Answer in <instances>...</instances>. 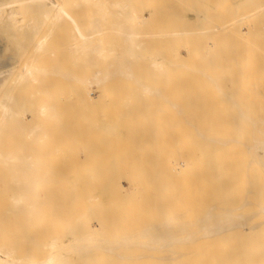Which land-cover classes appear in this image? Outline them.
Instances as JSON below:
<instances>
[{
  "label": "rangeland",
  "instance_id": "obj_1",
  "mask_svg": "<svg viewBox=\"0 0 264 264\" xmlns=\"http://www.w3.org/2000/svg\"><path fill=\"white\" fill-rule=\"evenodd\" d=\"M80 1L74 7L79 9ZM72 2H70L69 7H73ZM128 2L130 3L129 8L133 10L129 12V20L121 19L115 13V22L125 21L133 40L125 41L117 34V27H115V58L97 59L93 66L89 65L88 62L82 63L81 61L80 64L84 65L83 68L77 60L75 67V64H72L75 63L73 61L74 56L71 55V61L69 56L71 52H68V50L70 51L71 43L69 41L71 39L70 35L66 34L67 27L63 24L64 29L61 26L57 29L56 34L58 35L53 36L50 41L53 42L55 38V45L58 43L56 47L60 49L59 44L61 47L62 44L59 42H62L64 38L60 39L59 30L66 31L63 33V35L65 34L63 37L66 38L67 35L69 41L66 39L63 43L64 46L65 44L70 45L69 49L66 47L69 55L60 49V54L63 51L62 54L64 55L58 56L59 49L56 51L54 45L51 50L56 51L55 55L58 52L57 57L52 54L53 52L51 54L54 58L59 57V62L64 56L67 63L60 62L61 67L64 63L63 70L59 67L60 70L57 71L54 68H56L55 65L58 60L55 65V59L52 60L53 64H49L51 76L54 75L53 79L51 78L53 81L52 91L49 90L51 87L48 88L52 95L51 93L50 95L47 94L46 88L44 92L47 95L42 96L45 99H41L40 96L43 91L39 94L36 93L37 97L39 96L38 101L40 99L41 101L49 100L52 110L57 113V115L54 113L55 117L57 116L58 119L56 120L54 117L52 120H49L50 117H47L48 119L43 118L42 121L45 122L42 134L45 132V136L43 138V135L40 134L42 140L39 137L40 140H37L38 135L34 136L37 141L33 137H25L24 128L28 124L34 123L33 119L28 120L29 117L32 118L34 109L29 112L28 109L31 107L24 106L22 108L28 112L24 115L26 118L21 120L20 125H17L18 128L12 126L7 130L4 146L5 150L9 148L11 151L19 148L20 152L23 145H25V149L28 148L26 141L33 142L35 148L29 144L31 147L29 150H34L35 154L33 155V152H29V154H32L34 158L29 156L33 159L39 157L43 162L41 165L39 163L40 166L36 163L38 165L36 169L43 165L41 168L44 169L45 167V170L49 171L50 177L60 179L59 181L56 179L57 183L59 182L61 186L66 184L62 188L68 190L66 193L68 194L66 198L68 202L71 197L73 203L74 195H71V190H74V194L78 196L75 197L73 208L70 202H65L67 205L61 204L64 206V210L70 211L67 213L72 217L68 220L69 216L63 212L65 216L67 215L65 217L66 222L76 228V225L81 223L79 220L82 217L86 219V215L90 211L88 217L92 215L93 218L91 217V220L87 218L89 220L85 221L82 218V221L85 222V225L87 221L94 230L96 229L97 237L109 238L108 240L105 238L106 240L104 239L102 242L106 241L103 247L105 248L107 245L106 248L110 251L112 249L114 251L113 247L115 246V239H113L115 236L112 233L117 234L114 232L116 228L119 229H117L118 233L121 230V225L115 223L116 220L123 223L124 227L120 233H124V235L131 227L129 238L133 237L135 231L140 230V232L144 231L147 234L149 232V235L150 232L157 233V239L155 234H152L153 240L161 242L162 236L163 239L164 236L168 237L169 232L174 237L176 233L182 232L183 219H186V215L190 211H192L191 217L189 216L191 219L192 217L210 216L215 202L213 189L221 170L225 172L222 171L220 175H224L226 170H231L230 173L240 170L239 173L244 175L249 173L247 169L253 173L262 169L264 171V0H128ZM77 4L79 7L76 6ZM82 5L87 8L86 4ZM69 7L68 10L73 14L75 12V10L73 12L74 7ZM83 9L81 6L79 14H82ZM87 9L89 11V6ZM84 12L81 16L82 19L84 14L87 15ZM75 15L74 13L73 16ZM82 19L79 21L82 22ZM76 20L78 19L76 18ZM30 22L29 20L27 23ZM81 25L84 24L81 23ZM0 33L4 35V29ZM67 42L69 43L67 44ZM3 43V53L6 58L9 51L5 49V40ZM63 48L65 49V47ZM26 57L27 54L21 55L19 60L21 59L23 62ZM11 59V66L16 67L19 62L18 59L13 57ZM43 63H41L42 66H45L44 60ZM57 65L59 66V64ZM52 70L57 71V75L54 72L52 74ZM11 80L12 77L8 76L4 87L0 90V96L6 86L12 85L13 81ZM23 91L28 98L29 92ZM23 91H20V96ZM25 96L23 95V97ZM34 108L36 109V107ZM37 118L36 114L34 120ZM20 132L23 134L22 136ZM38 153L41 157L38 156ZM36 154H38L37 157ZM94 170L95 174L93 173ZM97 170L101 174L102 179L98 176L101 182L97 181V175H99ZM257 173L253 174L254 177ZM85 176L86 178L92 176L89 180L93 179L89 182L87 178V182H85ZM68 183L69 185H67ZM112 183L117 188L118 186L124 188L120 190L119 187L121 192L117 196L114 192L116 187ZM223 183V185L227 184ZM59 184L57 186L60 188ZM92 184L96 188L92 187ZM102 184L105 185V191ZM106 189L110 193L108 192L103 196ZM85 191L89 192L88 195L87 193L83 195ZM123 192L125 196L129 195V198L126 196L127 200L129 199L127 211H124L127 207L123 202L126 197L122 195L120 199H124L121 201L118 199L119 194H123ZM90 195L91 197H89ZM130 196H132L131 200ZM88 198L92 203L88 202ZM107 199L108 202H106ZM113 201L116 202L117 210ZM130 201L132 203L129 205ZM136 203L142 205L134 206ZM5 204H0V207L5 209ZM95 204L98 205V208ZM100 204L106 212L102 210L103 208L101 209ZM137 206L138 209H136ZM65 207L67 208L65 209ZM79 207L80 213L77 211ZM144 207H149L150 211L145 210L148 214L144 212ZM133 208L136 211L139 210L138 214ZM2 209L0 210V225L3 223L1 228L5 226L4 218L5 220L8 219L5 224L9 221L14 222L13 219L10 218V220L9 216L3 213ZM54 209H56L55 206ZM92 209L95 210L94 213L97 212L96 214L99 215V221L96 219L98 217L96 214H91ZM73 210L75 211L74 214ZM85 210L86 213H84ZM97 210L99 212L101 210V212L99 213ZM113 211L115 221H112V217L109 221ZM129 211L132 212L131 216ZM76 213L83 215H80L78 218H81L78 219ZM58 215H55V219ZM135 215L136 217H134ZM138 215L142 218L139 217L138 219ZM2 216L3 219H1ZM19 216L17 215V222L13 223L15 227L12 224L9 225L13 229L8 228L9 223L4 227L8 232L11 231L10 234L15 232L14 229L20 230L18 234L22 232L20 225L17 226L21 222ZM63 217L61 216L62 223L65 222ZM23 218L24 216H22V220ZM190 218L187 219L190 220ZM71 219H75L76 224ZM146 219H149V222ZM138 220L140 221L139 225L136 223ZM142 220L143 222H141ZM68 223L66 224L69 225ZM114 223L118 226L115 229ZM144 223L151 226V229ZM141 224L144 225L143 228L145 227L149 231L142 230ZM125 225L129 228H125ZM140 225L139 229L138 226ZM189 225L191 226L192 222H189ZM108 226H111L110 231L112 233L109 232ZM157 226H162L158 230L159 234ZM153 227L154 229L151 231ZM160 231L162 232L160 233ZM39 232L42 233L40 230ZM39 232H33L31 235L32 238H36L38 245H40V241L45 243L47 239V233L44 234L43 238L41 236L43 234H39ZM140 232L138 231V233ZM158 235L160 236L158 237ZM16 236L18 238L20 234ZM12 238H14L13 235ZM100 241L98 242L99 246L102 244ZM108 241H110V245ZM38 245H36V249H32V252L35 250V255L39 254V250L41 253L44 249L46 251L45 247L42 249L44 245L42 248ZM101 246L99 250L102 249V252H105ZM136 246H129L130 249L134 247L131 252H135ZM154 246L156 251L161 248L158 245ZM140 247L141 245L138 244V248ZM169 247L173 249L177 246L175 244V247L172 245ZM129 248L127 247L128 251ZM138 248L136 249L139 251ZM142 248L144 247L142 246ZM154 248L150 247V251L152 249L155 255ZM146 249L149 251L148 247ZM113 251L110 252V256H105L108 253L107 250L106 254L103 253V255L100 252V255L115 259L113 256L115 251ZM44 252L43 256L45 255ZM33 254L34 252L32 256H34Z\"/></svg>",
  "mask_w": 264,
  "mask_h": 264
},
{
  "label": "bare ground",
  "instance_id": "obj_2",
  "mask_svg": "<svg viewBox=\"0 0 264 264\" xmlns=\"http://www.w3.org/2000/svg\"><path fill=\"white\" fill-rule=\"evenodd\" d=\"M72 1L70 0H0V32L2 29H4V35L0 33V90L4 87L5 82L8 79V76L9 77L11 76L12 77L11 81H13L12 85L6 86L3 89V92L1 93V96H0V199L2 197L3 203H6L5 209H2V207H0V210L2 209L3 213L8 215L9 219L10 218L13 219L14 222H17L16 220L17 215L18 216L20 215L19 218H21L20 219L21 222L17 226L20 225L19 226L20 229L22 228L21 230L22 232L19 233L20 236L18 234L20 230L14 229L15 235L19 236L18 238L17 236L15 237L13 232H12L13 234H10L11 233L10 230L8 232L7 229H4V227L7 226L8 223H9L8 224V228H9L10 227L9 225L10 224L13 225L14 222L12 221L11 223L9 221L7 224H5V222H7L8 219L5 220V218L3 219V216H2L1 219H3L5 226L4 227L2 226L1 228V225L3 223H1L0 225V229H2L0 231V264H90V263L91 264H109L110 262L111 264H264V171L263 169L258 170L257 171L258 173L257 172L253 173L250 171V169H247L248 171L247 170L246 171L249 173H247L246 175L239 173L240 170L238 171L235 170L236 172L234 171L231 173H230L231 170L230 171L226 170V173L225 174L223 173L224 175H220L221 172L224 171V170H221L219 177L217 178V183L213 189L215 202L213 203L210 216L209 217L203 216V217H198V218L192 217L191 219L190 214H192V211H190L189 213L186 212L187 213L186 219L183 216L184 225L181 226V228H183L182 232L180 231V233H176V235L173 233L175 237L172 236V234L170 235V232H169L168 237L164 236V239H163V236H162L161 242H157L156 240L157 233L155 234L154 232L153 233L150 232V235L152 236L151 237L148 232L149 229H145V227L143 228L144 225L142 224H141L142 230L143 229L147 230L148 234L144 231L140 232V230H138V227L139 229L141 227L140 225L137 227V230L140 233H138V231L134 232L133 230L134 235L132 232L133 237L131 236L130 237L131 239H130L128 236L130 235L131 227L128 231L129 233L126 231L127 235L125 234L126 235L125 236L124 233H120V231L123 230V227H124L123 223L120 222L119 220H116L115 223H117L118 225L120 223L121 225V228L119 227L121 229L119 233L117 231L118 228H116L118 226L115 223L114 224L116 226L114 224L112 225H114L113 227L114 229L116 228V230L114 231V229L113 228L112 229L114 232H117V234L112 233L110 231L111 226H108L109 232H111L115 236L114 238L112 235L113 239H115V242L113 241L115 243V246L114 245H113L114 247L112 246L115 251V255H113L115 259H113V257H111L112 259L111 258L109 259V257L107 258L105 256H110L111 254L110 252H112L113 249L112 251L108 250L106 248L107 245L105 246V248L103 247L106 241L104 242L102 241L106 237L104 236L105 238L103 239L100 237H97L96 235L98 233L95 234L96 229L94 230L93 227L87 221H86L87 224L85 225V222L83 223L82 221L83 217L82 218L80 217L81 219L78 218L80 215L82 216L84 213H86V210L84 211V213L82 212L83 214L78 215V213H76V216L78 215L77 218L80 219L79 223L81 221L80 223L81 225L78 223L81 227L79 225H76V228H75L74 225L66 222L65 217H67V215L69 216V213H67V211L68 212L70 211L66 209L67 207H65L66 210H64L63 209L64 206L61 205V204H64L65 202L66 203L68 202V200L66 199L68 195L66 193L68 192V190L66 188H62L66 186V184L64 186H61L59 182L57 183L56 179L58 178L50 177L48 175L49 171H46L45 167L44 169H42L43 165L41 166L42 168L37 167L36 169V166H38L39 163L41 165V163L43 162H41L42 160L41 158L37 157L39 153L35 155L37 157V159L35 158L37 162L35 161V159H33L34 158L33 155L35 154L34 153L35 151L33 149H32L33 151L29 150V148H31L29 147V144L33 145V142L29 143V141H26V143L28 142L27 143L28 148L26 149H25V145H23V142H22L21 147L23 145L22 147L23 150L22 148H20V152H19V148L17 150L13 149V151L9 150V148H7L8 150L7 149L5 150L4 146H5V142L7 139V135H6L7 130L12 126H15L14 128H16L17 125L19 126L20 125L19 123L22 122L24 118H26L24 115L28 113L27 110H24L22 107L30 106L31 109H28L29 112H32V109L35 110V111L33 110L35 115L34 113L33 114L29 113V114H32L34 117L33 116L32 118L29 117L28 120L33 119L34 123L30 125L28 124V126L24 128L25 137L26 136H28V138L33 137L36 140L34 136L38 135L37 140L39 138L42 140L45 136V132L44 134H42L43 124L45 122V121L44 122L42 121L43 118L48 119L50 117L49 120H52L54 117V119L56 120L58 119L57 116L55 117V114L57 115V113L52 110L51 104L48 102L49 100L41 101V99L42 98L45 99L44 97H42V96H45L46 94V92H44L45 88L47 90V94L49 95L52 91L53 81L51 80V78L53 79L54 75L53 77L51 76V67H49V64L52 65L53 64L52 60L55 59V63H54L55 65L56 61L58 60L57 64H59V66L57 64L55 65L56 68L52 66V68L58 71L60 69L63 70L64 63H67L65 62L67 60H65L64 56H62V61L60 59V62H64V63L62 64V67H61L59 59H58L59 57L56 58L57 57L56 55L58 52H59L58 56L62 54L63 51L60 54V49L64 50V52H67L66 47L69 49L70 45L68 46L65 44L64 46L65 40L67 39L66 41H69L68 39L69 35L71 39L69 41L71 43V46H70V51L68 50V52L69 53L71 52V54L69 55L68 52L67 54L70 56V60H71V55L74 56L73 61H75V63H72V64H75V67L77 66L76 65L77 60L79 62L78 64H80V62L82 61V63L88 62L89 65L93 66L96 64L97 59L108 60L109 58H115V53H116L115 52V27H117L116 28L117 34L121 36L125 41L133 40L132 34L127 30L125 21L121 23L115 22V13L117 14V16L121 17V19L123 18V19L129 20L130 18L129 12H132L133 10L129 8L130 3L128 2V0H81V1L79 0L81 3L82 9L84 8L83 9V12L85 11L84 13H87L88 11L87 8L89 6V11L87 15L84 14L87 17L84 18L85 16H83V19L85 20L86 25H85L84 20L81 17L83 12L82 14H79V9L81 7V6L80 7L78 6L79 1L78 0H72ZM70 2H72L73 7L75 6L76 3H78L76 6H78L79 9L77 7H74V8L69 7V4L71 5ZM82 4H86L87 8H85L84 5ZM68 7L73 8V12L75 10L74 12L76 14L75 16H73L74 13L73 14L70 13V11L68 10ZM76 8L78 9V12ZM75 17L78 20H76ZM81 19H82V22L79 21ZM29 20L31 22L27 23ZM81 23H83L84 25L82 26ZM63 24H65L67 27V30L66 29L65 30L67 31L66 34H68V36L66 35V38L63 37L65 36V34L63 35V33H65L66 31L64 32V31L59 30L61 32V33L59 32V37L61 36L60 39L64 38L63 39L64 41L62 40V42H59L62 44V47L59 44L60 46V49H59V47L58 48L56 47L58 43H56L55 45V38L53 41L54 43L52 42V40L50 41V39H53V36L56 37L55 35H58L56 34V31L58 28H60V26L62 27ZM62 29L64 28L62 27ZM60 39L59 41H61ZM4 40H5V45H6L5 49L9 51L8 56H6V58L4 57V53H3V44H4L3 41ZM56 42H57V39H56ZM69 42H67V44ZM51 43H52V46H51ZM53 45L55 46L56 51L57 49H59L56 55L54 54L56 51L53 52V50H51L52 49L51 47H53ZM63 47H65V49ZM51 53L55 55L56 57L55 58L54 56L52 57ZM25 54H27L26 60L21 62V59L19 60V58L21 55L24 56ZM11 57H13L16 60L18 59L17 61L19 62L16 67L11 66V60H12ZM67 58L68 57L66 55V59ZM41 59H42V62H40ZM43 60L45 62V66L44 65L42 66L41 64L43 63ZM70 60L69 62L71 63L72 60L71 61ZM80 65L83 68L84 65L83 64H80ZM80 65H79V68H81ZM57 71L54 72L52 70V74L53 72L55 74ZM59 73H62V71L61 72L59 71ZM55 75H57V73ZM48 88L49 90H51L50 92L48 91ZM21 90L22 91L27 90L29 92L28 98H26L27 96H25L26 95L24 93L25 91H23V94L21 93V96L23 97L24 95L25 97L22 98L19 95ZM41 91L44 92V95H42L43 92ZM36 92L38 94L41 92L40 93L41 99L39 101L37 100L39 96L37 97ZM34 107H36V109ZM36 114H37L38 120L37 119L35 120L37 121L34 120V118L36 117ZM13 132L15 133L14 129H13ZM40 134L43 135V138H41ZM22 135L23 134H21V136ZM5 136H6V139H5ZM28 138L26 139L28 140ZM17 141L18 139L15 141V143ZM13 146H14V143H13ZM14 148H17V147H14ZM25 150H26V153L28 154L26 153L23 154ZM29 152L31 153L33 152V155L29 154ZM29 155H31L33 158ZM38 156H40V154ZM29 157H31V159H29ZM97 171H96V175H97ZM93 173L95 174V170L93 171ZM235 173H237V175H234ZM256 173L257 175L256 177H254L253 174H256ZM87 175H89V173H87ZM98 176L101 177V174L99 173V175H97V178ZM90 177L89 176L87 177L89 182H91V179H93L91 178L89 180ZM87 178L85 176V179H84L85 182H87ZM59 180L60 179H58L57 181ZM97 181L101 182L99 178L97 179ZM223 182L227 184L223 185L224 184ZM57 184L60 185V188L59 186H57ZM87 184L89 185L90 183H87ZM67 185H69V183ZM84 185H81V186L83 187ZM102 185H99V186L101 187ZM113 185L115 186V184ZM104 186L105 185H103L102 188ZM92 187L96 188L95 185H93ZM109 187L111 186L109 185ZM107 189H106V192L103 194V196L109 192ZM115 189L116 191L118 190L117 192L113 190L115 192V195L117 196V194L121 192L119 191V189L123 190L124 188H122L121 186H118V188L116 187ZM73 191L74 190H71L70 193L72 192L71 195H74V199H73V203H74V201L76 200L78 196L74 194ZM75 191L77 192L76 189ZM104 191H105V187H104ZM93 192H95V190H93ZM85 193H87V191H85L83 195ZM101 195L102 193L100 194V196ZM122 195L125 196L124 192L123 194H119V198H118L119 201H121L122 198L120 199V197ZM89 197H91V195ZM127 197L129 198V195ZM127 197L125 198L126 200H127ZM100 198L101 200H103L102 197ZM131 198L132 196H130V200ZM94 199L96 200V198ZM87 200L88 202L90 201L92 203V201L89 200V198ZM95 200L94 202L96 203ZM124 200L123 202H125V206L127 207V202L129 199L127 201L126 200L124 201ZM115 201H116V198H115ZM1 202L0 204L3 205V203ZM69 202L70 204L72 203L71 197H70ZM106 202H108V199L106 200ZM73 203L71 204V206L74 205ZM131 203L132 201H130L129 205ZM134 203L135 201L133 202V204ZM139 203H136L134 206H136ZM113 204L114 206H116V210H117V205H115L116 202H114ZM95 205L98 208V205L97 204ZM141 205L142 204H139V206ZM146 205H148V203ZM54 206L57 210L54 209ZM96 206H94L95 209H96ZM99 206L101 207V209L103 208L102 210H104V207L101 204ZM128 207L124 211H127ZM146 208L144 207V212L145 210H149L148 209L149 207L147 209ZM93 209H92L93 212H91V214L94 213L95 211ZM108 209L110 210V208ZM120 209H121V206H120ZM136 209H138V206ZM154 209H157V208H154ZM52 210H54L55 212ZM77 211L80 213V207ZM104 211L106 212V210ZM134 211L135 213H137L139 210L138 211L134 210ZM63 212L66 213L67 215L65 216ZM74 213L75 211L73 210V214ZM89 213H87L86 216L87 218L91 220L93 217L92 215H91L92 218L88 217ZM96 213H94L93 215H95ZM131 213L132 212H130V216H131ZM145 213L148 214L147 212ZM53 214L55 215L59 214V215L58 217L56 216V219H55V215ZM103 215H104V212H103ZM119 215L120 213L118 214V217L120 219ZM121 215H122V212H121ZM123 215L125 216V214ZM22 216H24L23 220H22ZM61 216L63 217V220L65 218V222L62 220L63 223L61 222ZM97 216L98 217H96V219L99 221L100 220L99 215ZM113 216H115L114 211H113L112 216L110 215L109 221L111 217L113 218ZM124 216H123V219H124ZM134 217H136V215ZM139 217L140 215H138V219ZM53 218L55 221L53 220ZM70 218L72 217L69 216L68 220H70ZM87 218L86 219L83 218L84 221L89 220ZM114 218L112 221H115ZM173 218H175V216H173ZM187 218H190V220ZM74 220L73 222L74 224H76V221ZM143 220L141 222H143ZM148 220L146 219L147 222H149ZM51 222L54 223L53 226H51L52 224ZM189 222L190 223L192 222L191 226L189 225ZM66 223H68L69 225H67ZM136 223H138L139 225L140 221L138 220V222ZM126 224H129V223L126 222ZM144 224L146 225V223ZM154 224L156 225V223ZM146 226H149V225H146ZM13 227L15 226L13 225ZM126 227L128 226L125 225V228ZM154 227L152 228L151 231H153ZM161 227H158L157 232L159 228ZM149 228L151 229V226H149ZM9 229H13V228L10 227ZM5 230L7 233L5 232ZM39 230L42 231V233H40ZM36 231H38L39 234H43L41 235L43 236V238L47 233L46 235L47 239L45 238L46 239L45 243L40 241V245H38L36 238L35 237L32 238L31 236L32 233ZM161 232L162 231H160V233ZM163 232L165 233V231ZM152 234L153 235L155 234L156 241L153 240L154 237ZM12 235L14 236V238H12ZM160 235H158V237ZM150 237L152 238V240ZM29 238H31V240H29ZM99 238L102 240L100 241ZM106 239L108 240L109 238H106ZM32 240H34L35 242ZM99 241L102 243L100 244V246L102 245L101 248L103 247L104 248L103 250H105V252H102V249L99 250V247H100L98 243ZM110 241H108L109 245H110ZM138 244L141 245L140 248H138ZM175 244L177 247L179 246L178 248L176 247L177 249L176 248L172 249L169 247L171 245L175 247ZM36 245H38V247L41 246V248L44 245L42 248V249H44V247L46 248V251L45 249L42 250L43 252L45 251L44 256H43V252L42 253L39 252L41 250L38 251V249L37 251L39 254L35 255V250H33L34 252L33 255L35 257L32 256V253H33L32 249H36ZM134 245L136 246V248L140 250L138 251L135 248V252L134 251L131 252V250H133L134 247L130 249L129 246L131 247ZM154 245L161 246V248L156 251L154 248L155 247ZM142 246L144 248L147 246L149 248V251L148 249H146L147 247L144 249L142 248ZM149 246L152 249L154 248V250L156 251L155 255L152 249L150 251ZM31 247H35V248H31ZM127 247L129 248V251L127 250ZM29 249H31V252H29ZM106 250L108 251L107 254H106ZM125 250H127V252H125ZM100 252L106 255L103 257L104 254L100 255L101 254ZM37 256L38 258L36 259Z\"/></svg>",
  "mask_w": 264,
  "mask_h": 264
}]
</instances>
